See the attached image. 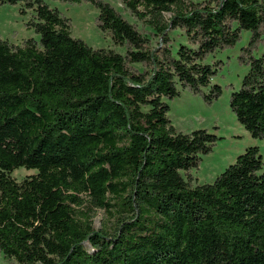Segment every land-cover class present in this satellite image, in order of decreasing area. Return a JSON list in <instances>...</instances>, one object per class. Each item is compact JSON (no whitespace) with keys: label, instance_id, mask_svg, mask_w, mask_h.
Instances as JSON below:
<instances>
[{"label":"trees","instance_id":"trees-1","mask_svg":"<svg viewBox=\"0 0 264 264\" xmlns=\"http://www.w3.org/2000/svg\"><path fill=\"white\" fill-rule=\"evenodd\" d=\"M93 48L46 0H0L31 12L36 37L0 38V253L16 264H264V160L257 145L213 181L190 171L220 136L176 130L183 92L229 107L264 143V0H104ZM165 13L169 17L165 18ZM236 55L240 85L212 80ZM181 38L182 40H178ZM18 168L34 174L17 180ZM97 210L106 218L94 227Z\"/></svg>","mask_w":264,"mask_h":264},{"label":"rangeland","instance_id":"rangeland-1","mask_svg":"<svg viewBox=\"0 0 264 264\" xmlns=\"http://www.w3.org/2000/svg\"><path fill=\"white\" fill-rule=\"evenodd\" d=\"M50 6L56 7L61 14L70 19L71 32L74 37L82 39L93 48H112L123 52L120 47L112 44L109 36L102 33L94 23L97 10L88 3L67 4L52 0H46ZM116 8L128 21L137 23L138 27H143L123 6L122 0H104ZM200 1V0H195ZM20 5L0 4V38L10 43L21 44L23 40L36 37L32 29L25 26L31 15L27 11L21 15ZM169 13H165V18ZM249 34L244 32L242 41L233 49H226L214 55L213 60L221 59L226 62L222 71L212 81L223 87L232 84L233 88L240 85L247 67L239 65L236 55L241 45L246 44ZM178 40H182L178 38ZM264 54V46L256 52L257 56ZM230 87H224L221 96L212 104H206L198 96L183 92L180 97L169 101L170 111L168 113L171 124L178 131L190 132L194 129L205 128L210 132L220 136L213 147L212 152L203 157L202 162L196 169L190 171L193 178L192 185H198L213 181L229 164L235 161L236 156L243 152L250 145H257L264 160V143L254 139L236 120L229 107ZM34 170L18 168L12 175L21 180L26 175L34 174ZM103 210H97L94 216V227L99 228L105 221ZM0 264H16L8 262L0 253Z\"/></svg>","mask_w":264,"mask_h":264}]
</instances>
